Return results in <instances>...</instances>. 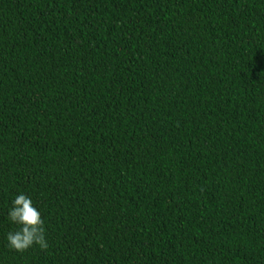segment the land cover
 Segmentation results:
<instances>
[{
  "label": "trees",
  "instance_id": "obj_1",
  "mask_svg": "<svg viewBox=\"0 0 264 264\" xmlns=\"http://www.w3.org/2000/svg\"><path fill=\"white\" fill-rule=\"evenodd\" d=\"M0 264H264V0H0Z\"/></svg>",
  "mask_w": 264,
  "mask_h": 264
},
{
  "label": "clouds",
  "instance_id": "obj_2",
  "mask_svg": "<svg viewBox=\"0 0 264 264\" xmlns=\"http://www.w3.org/2000/svg\"><path fill=\"white\" fill-rule=\"evenodd\" d=\"M7 220L15 226V230L6 235L10 250L23 253L35 246L41 249L48 247L43 213L30 196L21 193L14 197L8 209Z\"/></svg>",
  "mask_w": 264,
  "mask_h": 264
}]
</instances>
